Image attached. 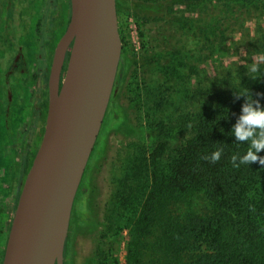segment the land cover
<instances>
[{"label": "trees", "instance_id": "16d2710c", "mask_svg": "<svg viewBox=\"0 0 264 264\" xmlns=\"http://www.w3.org/2000/svg\"><path fill=\"white\" fill-rule=\"evenodd\" d=\"M128 1L118 0L119 10L124 12ZM156 4L154 10L152 5L138 6L144 22L161 28L162 39L155 40L158 51L145 40L142 46L152 50V64L164 78L142 103L155 143L140 158L136 183L129 186L126 179L116 211V223L129 235L127 264H264V167H234L232 157L242 156L247 144L231 134L241 105L255 110L259 99L264 109V97L256 96L264 93V0H173L168 5L219 7L218 19L206 21L191 11L173 17L163 2ZM250 21L261 24L253 36L244 34V62L222 66L220 72L215 69L208 81L196 85L195 67L186 61L190 51L183 40H174L177 30L197 40L201 37L202 63L215 56L227 36L239 31L238 25ZM136 24L145 39L143 25ZM164 45L169 49L160 50ZM251 65L259 67L256 73L250 71ZM257 75L261 79L254 81ZM243 89L251 90L250 99L247 94L237 97ZM181 91L184 99L175 100L173 95ZM218 149L222 155L213 163L210 155ZM200 199L206 211L195 209L194 201Z\"/></svg>", "mask_w": 264, "mask_h": 264}, {"label": "water", "instance_id": "95a60500", "mask_svg": "<svg viewBox=\"0 0 264 264\" xmlns=\"http://www.w3.org/2000/svg\"><path fill=\"white\" fill-rule=\"evenodd\" d=\"M120 8L118 0L56 2L44 53L46 107L16 189L2 264H67L76 198L120 73ZM105 143L104 156L110 136ZM91 213L100 222L92 206Z\"/></svg>", "mask_w": 264, "mask_h": 264}, {"label": "flooded vegetation", "instance_id": "af4514ba", "mask_svg": "<svg viewBox=\"0 0 264 264\" xmlns=\"http://www.w3.org/2000/svg\"><path fill=\"white\" fill-rule=\"evenodd\" d=\"M56 2L0 0V264L18 182L27 170L34 133L46 107L44 53ZM123 53L116 87L76 198L77 221L70 229L67 264H73L76 239L91 223L87 207L103 167L106 139L122 135L130 125L123 105L129 60Z\"/></svg>", "mask_w": 264, "mask_h": 264}, {"label": "rangeland", "instance_id": "374dc122", "mask_svg": "<svg viewBox=\"0 0 264 264\" xmlns=\"http://www.w3.org/2000/svg\"><path fill=\"white\" fill-rule=\"evenodd\" d=\"M140 1L147 3L163 2L166 11L172 14L171 16L173 17H179L184 12L191 11L194 17L206 21L218 19V14H220V8L214 4H211L209 9L208 6L195 9L181 5L168 6L173 0ZM128 2L132 10L125 9L124 12L119 10L118 19L121 37L123 38L124 35L126 37V41L124 42L123 40V51L129 60V74L124 84L123 105L129 111L130 125L126 130L127 132H123L122 135L110 136V150L107 155H103V167L96 177L95 190L91 193V201L87 207L91 223L86 230H95L97 227L99 229L97 228L98 231L92 235L87 234V231V235H79L76 239V264H81L87 256L91 257L92 264H127L129 235L123 225L122 228H119L116 223V211L124 184L127 185L126 182L128 181L129 186L136 183L134 181L136 178L134 176L137 170L136 167L140 164L142 155H147L151 152L156 138L155 132L145 122L142 103L149 90L153 86L158 85L164 76L156 64H152L150 55L152 50H144L142 45L145 40L149 43V48H155V52L158 51L155 40L162 39L161 28L158 24L144 22L139 10H136L140 4ZM152 9L154 10V6H152ZM136 21L143 25L146 34L145 39L140 38ZM257 24H261V22L250 21L243 26L238 25L239 31L227 36L226 43L220 46L219 52L217 51L215 56L207 58L202 63H200L201 53L199 49L202 41L201 37H198L197 40L196 37L187 36L177 30V33L173 36L174 40H183V45L186 44V52L190 51L186 61L189 65L192 63L195 67L192 80L195 81L196 79V85L199 83L204 84L208 81L214 75L213 71L215 69L220 72L222 66L242 64L245 57L244 43L242 42L243 37H245L244 34L253 36ZM175 44L176 42L171 45ZM164 48L169 49L167 45H164L160 50ZM222 49H225L226 53H221L220 50ZM192 54H194V58L190 60ZM186 68L185 71L188 72L189 66ZM173 98L179 101L183 100V92L174 94ZM126 179L129 180L127 181ZM194 205L199 212L206 211V203L203 200L194 201ZM91 206L97 214V219L100 218V222L96 220L94 213L92 215ZM85 215L87 216V214Z\"/></svg>", "mask_w": 264, "mask_h": 264}, {"label": "clouds", "instance_id": "9594fccd", "mask_svg": "<svg viewBox=\"0 0 264 264\" xmlns=\"http://www.w3.org/2000/svg\"><path fill=\"white\" fill-rule=\"evenodd\" d=\"M257 65H251L250 71L256 73L258 70ZM260 76L253 77L254 81L260 80ZM240 94H247L249 99L251 97L250 89H243L242 93H237V97ZM257 97H264V93L257 92ZM257 108L254 110L250 104L241 105V114L236 124L231 129L232 137L235 141L247 144V151L242 156H233L232 163L234 167H239L240 164H256L260 167H264V109L259 107V99L255 101ZM222 155V149H218L211 153V162H217ZM207 159V157H206ZM239 160V163H237Z\"/></svg>", "mask_w": 264, "mask_h": 264}]
</instances>
